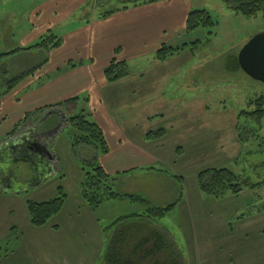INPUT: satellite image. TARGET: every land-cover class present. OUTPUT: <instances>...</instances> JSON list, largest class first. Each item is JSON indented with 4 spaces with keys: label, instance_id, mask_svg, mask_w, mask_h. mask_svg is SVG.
<instances>
[{
    "label": "rangeland",
    "instance_id": "rangeland-1",
    "mask_svg": "<svg viewBox=\"0 0 264 264\" xmlns=\"http://www.w3.org/2000/svg\"><path fill=\"white\" fill-rule=\"evenodd\" d=\"M43 1L47 0H0V14H3L0 19L1 52L35 44L37 32L30 33L33 23L25 13ZM133 2L91 0L77 11L73 21L76 22L80 14L91 20L99 18L107 11L123 9ZM190 2L193 10L209 11L216 25L194 33L180 32L174 37L171 41L173 46L187 43L188 48L169 58L168 68L151 73L152 76H161L160 85H146V97H140L139 101L128 99L129 105H123L130 107L128 112H156V128H165L167 136L162 147L155 151L160 160L152 166L153 169H131L123 173L115 180V189L121 194L142 195L154 206H167L180 201V189L183 188L186 203L181 205L183 200L179 202L177 208H172L164 218L157 220L156 225L170 232L181 248L186 264H264V118L259 122L255 118L240 116L243 110L253 111L256 108L250 102L264 96V83L252 78L243 69L233 70L228 60L230 56L238 55L252 36L264 31V15L247 17L236 12L224 0ZM13 9L18 10V15H11ZM68 25H71L70 22L62 23L53 27V31L61 34V30ZM31 34L34 38H30ZM196 40L199 42L195 48L193 42ZM36 58L34 54H24L3 59V67L9 68L7 77L17 74V70L33 67L37 63ZM153 58L149 55L131 61L128 64L130 71L136 72L140 67L152 64ZM149 71L146 73L149 74ZM30 80L22 82L12 93L16 91L17 95L23 96L32 87V83L31 87H25ZM157 87L160 89L157 90ZM153 88L154 96L148 97L149 90ZM6 107L0 110V142L6 139L0 152L10 156L16 144L10 143L7 138L11 136L9 132L16 111L11 113L8 105ZM80 109L94 121L89 104H83ZM65 130V135L71 132L73 136L77 132L71 123ZM139 134L136 138L141 136ZM58 146L62 155V172L55 173L46 181L44 175L33 177L29 181L33 185L30 190L26 188V182L12 183L13 188L21 190L19 194L0 193L1 232L13 223L19 226L30 223L25 212L26 201L49 200L59 196L63 190L69 196L65 209L71 210L75 202L77 204L78 182L74 163L72 166L64 160V155L68 154L67 147L61 141ZM150 147L155 150L154 146ZM88 152L91 154L92 149L87 146L78 148L77 159L89 158ZM7 159L1 156L0 163L11 164L23 179L31 178L33 169L24 157L18 154L9 162ZM211 168H228L253 183H260V186L245 188L237 195L214 198L202 192L198 182V174ZM145 209L146 205L132 203L126 198L110 201L107 206L100 207L97 214L102 224L108 227L119 217L143 213ZM62 217L50 219L47 223L60 221L64 224ZM42 227L32 228L36 245L26 257L28 264L31 261L32 264H72V260L77 264H94L92 260L99 249L91 242L93 237L82 235L77 241L61 232L51 241L44 229L36 230ZM115 227L108 229L107 241L115 234ZM230 228H233L232 233ZM4 236L0 234L2 246L9 240H4ZM16 236L11 234L8 246L14 245ZM106 246L101 259L95 264H105Z\"/></svg>",
    "mask_w": 264,
    "mask_h": 264
},
{
    "label": "crops",
    "instance_id": "crops-1",
    "mask_svg": "<svg viewBox=\"0 0 264 264\" xmlns=\"http://www.w3.org/2000/svg\"><path fill=\"white\" fill-rule=\"evenodd\" d=\"M90 1L47 0L32 7L29 13L27 9L25 14L33 23L30 33L37 32L35 38L38 40L49 30H53V27L67 22H70L71 25L64 27L61 34L56 33L62 37V44L49 52L48 62L38 69L34 76L30 77L31 80L25 86L31 87L32 83L29 91L24 92L23 96L17 95L16 91L7 95L2 100L0 110L6 109L8 105L10 112L16 111L13 116V126L9 132L11 136L7 138L12 144L24 143L27 145L29 143V146L35 149L34 146L42 144L39 141L44 140L38 138L41 133L40 128L52 129L53 132L48 138L41 141L48 142L47 152L49 154L46 156L48 163L54 166V169L44 173L45 181L63 170L59 141L67 147L68 154L64 155V160L66 163H71L72 166L74 163L73 169L77 174L78 182L77 204L75 202L71 210H66L65 203L62 210L51 218L54 220L58 216L64 217L65 215L64 218L62 217L64 224L63 222L61 224L60 221H52V223H47L41 229L36 230L44 229V232L49 234L48 237L51 241L53 236H60L61 232L67 236L69 234L75 240L78 239L77 241L82 235L93 237L90 240L94 245H97L95 248L99 249L98 255L92 260L95 264L101 259V254L107 244V230H105L107 226L102 224L101 218L97 214L100 207L90 208L82 197L80 189L83 179L81 161L98 158V161L109 173L119 178L131 169H153L152 166L160 160L155 151L162 147L167 132L161 138L151 139L147 136L150 131L158 130L155 125L158 114L156 112L149 114L128 112L130 107L123 105L130 103L131 99L139 101L140 97H146V85H156V83L160 85L161 76H152L151 73L161 70L160 68H168L167 62L170 59L159 62L156 59V52L163 44L172 45V39L180 32H186L185 22L188 13L193 10V4L190 0H159L136 7L131 6L108 18L94 17L91 20L81 17L80 14L77 21L74 22L77 11L79 12ZM18 13V10L15 9L11 11L12 16L18 15ZM2 15L0 14V19ZM32 37L34 38L33 34L30 38ZM24 53L39 56L41 50L36 49ZM149 55L154 56L152 64L142 66L136 72L130 71L128 66L130 71L128 76L112 83L107 81L105 68L113 58L125 60L130 64L131 61L139 57ZM19 56L21 55L15 57ZM148 70H150L149 74L146 73ZM27 80L29 78L25 81ZM155 88L149 90L148 97L154 96ZM159 89L157 87V90ZM71 97L79 98L76 105H56ZM83 104H89L92 119L102 127L110 150L107 154H100L92 145H80L78 148L84 149L87 146L92 149L91 154L88 152L90 157L81 160L77 159L78 149L73 150L71 132L69 135H65V129L70 124V117L74 113L81 112L80 108ZM115 104L118 106H114ZM38 108H43V110L31 115L12 133L15 125L25 119L27 112H35ZM56 124L58 125L56 126ZM138 134L141 136L136 138ZM60 138L62 139L60 140ZM5 142L6 139L1 141L0 145ZM151 145L155 147V150H152ZM30 151L32 150L30 149ZM10 154V158L18 155L12 150ZM20 192L21 190L12 187H0L2 194L16 195ZM180 198L183 200H181V205L186 203L184 192L181 193ZM108 204L110 202L102 206ZM25 212L28 214L30 223L25 222L23 226L13 223L5 227L2 232L0 231L1 235H5L4 240L11 234L18 236L15 237L14 245L10 246L11 252L0 258V264H28L26 257L33 252L36 244L33 238L35 232H32L34 225L30 220L27 201ZM12 229L14 231H11ZM230 229V233H232L233 228ZM9 259L10 261H6ZM45 263L51 264V262ZM29 264H32V261ZM72 264H77V262L72 260Z\"/></svg>",
    "mask_w": 264,
    "mask_h": 264
},
{
    "label": "trees",
    "instance_id": "trees-1",
    "mask_svg": "<svg viewBox=\"0 0 264 264\" xmlns=\"http://www.w3.org/2000/svg\"><path fill=\"white\" fill-rule=\"evenodd\" d=\"M159 0H134L130 6L123 9L110 10L103 13L101 18H108L118 11L128 9L133 6L149 4ZM236 12L247 17H256L264 15V0H224ZM216 25L210 12L205 9L191 10L186 18L185 30L187 33H194L201 28H211ZM62 37L53 30H49L42 35L39 40L27 47H16L10 52L0 51V106L2 100L11 94L22 82L32 77L38 69L48 62V54L51 50L62 44ZM199 40L193 42L196 48ZM1 44V39H0ZM188 47L187 43L180 46L163 44L156 52V59L159 62H165L169 58L181 53ZM40 49L41 54L35 59L33 67L29 69L17 70V74L11 78L7 77L9 68L3 67V59L14 58L17 55H24L32 50ZM23 53V54H21ZM229 62L233 70L241 69L238 55L229 57ZM74 66V65H72ZM130 73L128 63L125 60L113 58L105 68V77L109 83L121 80ZM28 88V87H27ZM78 97H71L56 105L64 106L66 104L76 105ZM251 105L256 108L253 111L243 110L240 116L255 118L261 122L264 118V96L252 100ZM54 106V105H52ZM43 108H38L35 112H27L25 119L15 125L12 133L15 132L27 118L34 113H40ZM71 125L76 127L77 132L71 136L73 150L76 151L80 145H92L100 154L109 152V145L102 127L95 121H91L83 112L74 113L70 117ZM11 133V134H12ZM164 128L156 131H150L148 138H161L165 136ZM241 136V135H240ZM83 179L80 183L82 197L85 203L92 209H97L110 201L128 198L132 203L146 205L143 213H134L119 217L108 229L116 226V232L113 237L107 241L106 250L103 256L105 264H186L183 258V252L177 245L170 232L165 228L156 225V221L164 216L172 208L176 207L180 201L167 206H154L142 195L121 194L115 189V180L104 166L98 161V158L81 161ZM199 188L209 196L220 199L229 194H239L245 188L256 189L260 183H253L247 178L239 176L233 170L228 168H211L201 171L198 174ZM181 193L183 188L181 187ZM68 194L63 190L60 195L49 200L37 202L28 201L27 208L31 223L36 227L45 225L53 216L57 215L65 205ZM232 227V226H231ZM10 240H7L5 246L0 244V258L11 252L8 246Z\"/></svg>",
    "mask_w": 264,
    "mask_h": 264
},
{
    "label": "flooded vegetation",
    "instance_id": "flooded-vegetation-1",
    "mask_svg": "<svg viewBox=\"0 0 264 264\" xmlns=\"http://www.w3.org/2000/svg\"><path fill=\"white\" fill-rule=\"evenodd\" d=\"M26 122L28 123V120ZM38 138H43L45 140L48 137L46 135L39 134ZM44 140H40L39 142L42 144H37L36 146H34L35 149L29 146L30 145L29 143L27 145L24 143L23 144L18 143V145H16V149H11L12 151H14V153L19 154L20 156L24 157L26 161L30 162L29 164L33 169L34 176L31 175V178L23 179L22 176L19 177L18 173H16V171L12 169L11 164L9 165V163L6 162L2 164L0 163V187L1 186L12 187V183L15 184V183L26 182L28 183L26 188L30 190L31 187L33 186L32 184L29 183L30 179H32L33 177L34 179L39 178L43 176L45 172H48V170L54 169V166H52L51 163H48L47 156L45 154L47 152V149L44 146L45 143L41 142ZM1 146L2 145H0V147ZM30 149L32 151H30ZM1 156L2 158L8 157L6 161L9 162L10 160L9 157L11 156V154L10 156H6L5 153L0 152V157Z\"/></svg>",
    "mask_w": 264,
    "mask_h": 264
},
{
    "label": "water",
    "instance_id": "water-1",
    "mask_svg": "<svg viewBox=\"0 0 264 264\" xmlns=\"http://www.w3.org/2000/svg\"><path fill=\"white\" fill-rule=\"evenodd\" d=\"M238 61L241 69L249 76L264 83V31L256 33L247 41L238 54ZM40 129V134L47 137L53 132L52 129L46 127ZM44 146L47 149L48 142H45Z\"/></svg>",
    "mask_w": 264,
    "mask_h": 264
}]
</instances>
